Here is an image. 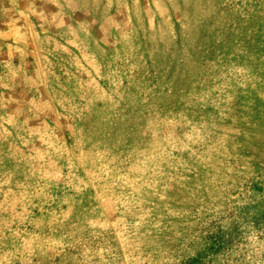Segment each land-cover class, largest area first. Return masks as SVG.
Segmentation results:
<instances>
[{
  "label": "rangeland",
  "instance_id": "rangeland-1",
  "mask_svg": "<svg viewBox=\"0 0 264 264\" xmlns=\"http://www.w3.org/2000/svg\"><path fill=\"white\" fill-rule=\"evenodd\" d=\"M0 264H264V0H0Z\"/></svg>",
  "mask_w": 264,
  "mask_h": 264
}]
</instances>
